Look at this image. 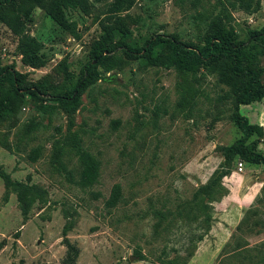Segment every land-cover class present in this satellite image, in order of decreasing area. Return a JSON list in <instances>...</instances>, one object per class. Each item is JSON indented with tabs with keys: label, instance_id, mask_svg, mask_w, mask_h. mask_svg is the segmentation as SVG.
I'll return each instance as SVG.
<instances>
[{
	"label": "rangeland",
	"instance_id": "374dc122",
	"mask_svg": "<svg viewBox=\"0 0 264 264\" xmlns=\"http://www.w3.org/2000/svg\"><path fill=\"white\" fill-rule=\"evenodd\" d=\"M222 1L239 38L264 26V0H252L251 12ZM89 2L90 13L75 11L67 28L40 7L25 27L10 11L0 18L1 64L42 89L0 116V166L33 188L23 203L0 177V264H64L65 240L78 249L74 264H264L260 165L234 158L221 181L227 194L209 203L211 222L192 214L194 191L223 162L222 148L242 136L216 71L180 73L118 51L116 65L97 66L73 119L49 99L80 76L102 26L115 18L139 43L155 32L199 43L219 0H123L116 11L115 0ZM13 25L39 41L43 66L23 62ZM257 60L264 83V47ZM240 113L262 126L250 140L264 153V98ZM247 192L251 202L239 203Z\"/></svg>",
	"mask_w": 264,
	"mask_h": 264
},
{
	"label": "trees",
	"instance_id": "16d2710c",
	"mask_svg": "<svg viewBox=\"0 0 264 264\" xmlns=\"http://www.w3.org/2000/svg\"><path fill=\"white\" fill-rule=\"evenodd\" d=\"M245 11L251 12L256 7L251 6L252 0H237ZM221 8L206 23L204 39L194 41L181 40L176 36L164 35L158 32L145 37L139 43L132 35V31L115 18L102 26V33L90 49L89 59L85 63L80 76L69 83H64L51 92L50 100L60 107L66 115L73 119L74 113L81 104V94L95 79L99 78L98 65L105 66L110 60L116 65L120 62L118 51L132 58H139L144 64L164 68H173L180 73H195L201 67L216 71L219 81L227 86L225 96L230 98L233 105L232 118L242 132V136L232 144L224 146L223 162L213 171L208 181L198 186L194 191L190 204L193 207V218L197 221L211 222L212 202L220 200L227 194L222 186V178L231 173L234 158L239 157L247 164L260 165L264 173V153L257 150L250 138L253 135H262V126L251 123L246 115L240 113V106L248 105L264 98V83L261 79V68L257 65L260 49L264 47V26L259 29H249L246 35L239 38L232 25L224 2L219 0ZM232 6L235 3L230 2ZM123 0H115L113 11L119 10ZM40 7L46 15L58 25L67 28L72 25L70 19L75 11L89 14L92 4L89 0H0V18L5 19L8 11L18 14L20 22L25 27L33 22L32 11ZM74 25V23H73ZM14 30L19 34L18 50L25 64L39 68L45 64V58L40 53L41 44L22 28ZM74 32V31H73ZM95 61V63H94ZM41 86L26 81L23 73L13 66H4L0 62V116L13 110V104L28 95L39 96ZM94 167H86L87 172ZM0 177L6 186L15 191L19 201L25 203L26 191L33 188L21 181L13 180L0 166ZM120 193L119 185H115L107 205L116 204ZM198 211V213H196ZM202 238V235L201 237ZM67 251L64 264H74L78 249L67 242ZM142 258L143 255L139 254ZM15 264V263H12Z\"/></svg>",
	"mask_w": 264,
	"mask_h": 264
},
{
	"label": "crops",
	"instance_id": "0c3cea01",
	"mask_svg": "<svg viewBox=\"0 0 264 264\" xmlns=\"http://www.w3.org/2000/svg\"><path fill=\"white\" fill-rule=\"evenodd\" d=\"M228 197H230V196H228ZM252 199H253V193L252 192H247L243 196L238 195V201H239V203L240 202H245V204L248 205L251 202ZM224 200H226V197L224 198Z\"/></svg>",
	"mask_w": 264,
	"mask_h": 264
},
{
	"label": "built area",
	"instance_id": "2783aa9c",
	"mask_svg": "<svg viewBox=\"0 0 264 264\" xmlns=\"http://www.w3.org/2000/svg\"><path fill=\"white\" fill-rule=\"evenodd\" d=\"M243 167H244L243 162L239 161V162L237 163V170H238V171H242V170H243Z\"/></svg>",
	"mask_w": 264,
	"mask_h": 264
}]
</instances>
